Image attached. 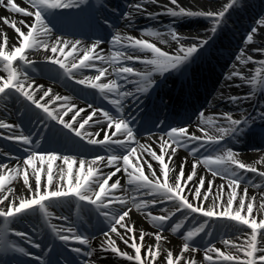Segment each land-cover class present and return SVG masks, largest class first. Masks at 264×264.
<instances>
[{"label":"snow or ice","instance_id":"obj_1","mask_svg":"<svg viewBox=\"0 0 264 264\" xmlns=\"http://www.w3.org/2000/svg\"><path fill=\"white\" fill-rule=\"evenodd\" d=\"M24 2L30 6L31 10L18 6L14 0H0V6H4L10 12L20 13L25 17L32 18L29 24L23 19L10 21L8 17H0L3 24L14 28L16 34V43L9 44L6 33L3 34L4 40L0 43V65H2L0 70L6 73V76H0V98L9 97L13 92L18 94L31 106L42 111L48 119L56 121L64 129L86 141L87 144L106 149L108 155H95L91 160H88L58 154L55 151H37L31 147L33 136H43L42 132H36L31 135L9 134L6 137L7 139L28 147L23 148L27 155L23 158L22 166L18 163L15 168L0 171V218H3V225L0 226V231L5 233V250L10 249L22 253L25 256L32 257L39 264H46L42 256H34L26 251L25 248L7 242V224L9 221H13L28 213H39L45 222H49L52 233L63 244L67 245L69 241H75L82 246H86L85 248L73 247L71 251L85 257H92L95 249L91 248L88 236L79 233L75 227H58L50 223L52 213L48 211L49 206L75 199L78 207L90 205L91 210L103 217L104 222L108 225L109 230L103 232L104 239L100 244V251H111L119 257L134 262V264H159L161 256H163L166 264H197L195 258L185 260L183 258L184 253H196L200 250L197 247H193L190 242L200 233H203L206 226L213 219H222L228 223H235L238 226L237 231L241 233V237H238V239H242L240 243L224 240L223 243L226 246H229L230 249H235L234 253L228 251L227 254L209 243L205 249V264H264V218L257 219L256 216L257 213L264 215V192L259 193L258 204H256V196L248 197L247 186L243 188V194L238 192L245 181L241 170L257 173L261 178H264V171H259L255 164L250 165L240 161L236 158L237 154L231 148H226L220 154L204 155L202 161L196 159L191 165L190 173L185 171V165L188 163L187 159H185L179 164V170L175 174L174 182L170 176V173L176 172L174 164L179 149H187L191 145L189 155L197 157L201 153V149L211 151L210 145L220 146L226 137L236 142L246 131L248 118L241 116V118L235 119L231 113L220 114L219 118L226 120L228 127H217L216 132L218 135L209 134L203 128L200 129L203 136H198L195 133H189L184 127H171L165 135L159 138V154H157L153 150L151 143L142 144L137 140L135 129L132 126L134 118L128 119L123 115L125 110L124 102L127 97L147 92L149 88L155 85L153 73L164 75L172 71H183L188 63L203 51L209 43V39L199 36L192 37L193 42L186 45L183 41L188 38L177 33L174 27H169L166 33L151 29L147 32H142V36L156 37L161 44L174 42L176 50L174 54H170L146 39L116 34L112 37L111 44L118 50L112 52L110 56H104L103 49L99 48L100 40H96L85 47L82 41L78 39L73 41L61 36H56L54 40L52 39L55 24L48 19V16L53 14V10L77 8L85 0H24ZM157 2L158 0H139L138 3L129 5V7L135 8L138 12H146L150 19H154L158 15H170L174 18L184 16L204 17L211 22L209 31L214 35L229 9L235 5L236 0H230L229 3H225L223 8L218 11H192L180 6L178 0H169V3L175 7H169L168 4L160 5L162 11L159 13L147 12L143 7L145 3L156 4ZM124 16L126 19L131 20L132 13L126 12ZM256 24L264 26V17L257 20ZM22 28H26L27 31H23ZM257 32L258 28L252 27L247 34L245 43L254 42V35ZM163 36L170 37V40L163 39ZM128 48L138 49L145 53L150 52L151 58L147 56L134 57L128 55L126 51L119 50ZM34 49H43L45 53L50 51L52 55L46 54L44 60L58 65L68 78L75 79L76 74L85 69L96 71L98 74L94 77L85 76L83 79L76 80V83L98 90L100 96L108 100L119 115H113L108 110L98 109L89 104L88 109H91V113L86 117L82 116L81 113L86 112V109H77L76 105L71 103L69 97L58 94L53 95L51 88L45 90L43 85H35L34 82H30L27 69L32 68L34 61L28 57V53ZM254 51L264 54V49H254ZM81 52L82 55L79 54ZM59 55H62L63 59L58 58ZM134 60L143 63L146 66V70L139 71L132 66H118L120 63ZM236 60L241 65H245L253 62V57L247 56L245 59L244 50L242 49L241 53L236 56ZM97 61L109 64L112 68V73L118 79H108L109 70L103 66H98ZM148 66L151 67L150 71L147 70ZM132 77H139V79L133 80ZM233 77L241 80L246 79L239 70L232 71L226 79H232ZM102 78L108 79V82H102ZM128 83L137 84L135 91L122 90L124 84ZM240 86L236 85V87ZM40 92L43 94L37 98ZM46 98H48L47 101ZM248 99H251V96L228 97L229 102L233 104ZM57 102L59 107H49V105H55ZM74 110L75 114L72 115L71 120H65L64 116ZM200 115L201 123L212 124L217 119V117H207L205 120L204 113ZM260 116L264 119V111L260 113ZM77 124L79 127L76 126ZM93 124L98 126L107 124V128H101L100 132L90 133L85 131L86 126L91 127ZM40 126L47 127L46 122L40 120ZM20 127V125L0 121V129L14 130ZM101 132L103 134L102 139L98 138ZM148 139L152 141L153 137L149 135ZM40 143V140L35 141L37 146ZM134 144L137 147H133ZM145 154L151 158V161L158 162L160 175H157V171L153 168L152 163L145 158ZM133 157L135 162L130 159ZM54 163L58 171H54ZM200 163L204 164L213 178L220 176L226 181V184H220L217 187L214 180H206L202 175L197 177V166ZM261 163H264V157L256 161V164ZM74 165H78V167L74 168ZM145 165L149 174H145ZM104 168L114 170L106 173L103 170ZM4 169H6V166L0 164V170ZM122 169L128 177L129 185H134L135 190L142 195L152 197L151 200H142L141 203H135V199H133L131 202L135 205L137 211L149 207L155 208L165 202L171 203L174 208V210L168 211L161 207V213H166L161 215H153L151 211H148V218L159 231L156 233H145L141 230L139 232V243L137 242L134 225L127 223L130 219L131 211L127 207L130 202L129 199L126 196L114 195V190L121 189L120 180L117 179L115 182L109 183ZM21 176L22 183L30 194V198L20 197L17 204L15 203L14 189L10 185ZM194 177L198 178L199 184L193 188L192 185L195 184ZM32 178L35 181L34 185L31 182ZM249 184L251 185V182ZM252 186L256 188L264 187V185ZM205 187L206 190H202ZM209 200H211V203H206ZM234 204L236 205L235 207ZM117 205L121 207L117 208ZM177 213L183 216V220L172 226L171 231L173 233L178 232L184 226V222L193 218L194 214H199L206 219L198 227L194 226L185 233L180 254L174 256L172 250L164 249L161 245L167 239L163 235L164 226ZM62 219L67 220V217ZM243 226L251 230L250 236L243 231ZM121 229H123V232L120 231ZM113 234L124 245L133 249L134 255L128 251H122L116 245V239L113 238ZM15 235L26 239L32 247L41 248V245L34 242L26 233L15 232ZM149 235H154L155 245L144 244L146 236ZM209 235H211L210 231ZM142 248L147 249L143 256ZM165 252L166 255H164ZM241 253H243V257ZM81 264H96V262L86 259Z\"/></svg>","mask_w":264,"mask_h":264},{"label":"bare ground","instance_id":"obj_2","mask_svg":"<svg viewBox=\"0 0 264 264\" xmlns=\"http://www.w3.org/2000/svg\"><path fill=\"white\" fill-rule=\"evenodd\" d=\"M20 1V0H19ZM131 5L136 4L139 2V0H129ZM178 3L180 6L184 7L185 9H190L192 11H208V10H212V11H218L221 7V5L223 4L222 0H178ZM162 4H168L169 7H175L173 5H171L169 3V0H158V2L156 4H152V3H145L144 4V9H146L147 12H151V13H159L162 11L160 5ZM126 12H131L132 13V18L131 20H128L125 18V16L121 19H118L114 24H113V28H112V32H113V36L116 34H120L121 36H134L133 34H139V38H143L148 40L149 42L155 43L157 46L159 47H164L166 48L168 51H171L173 54L175 53L176 50V45L174 42H170L168 44H161L160 41L156 38V37H152V36H147L144 35L142 36V32H147L148 29L145 27H141L139 25H136L137 23L142 22V20H146L148 19V16L146 14V12H138L135 8H130L127 7L126 8ZM158 16H162V15H158ZM136 21V22H135ZM135 22V23H134ZM154 25V22H153ZM202 26H206V25H202ZM169 27H174V26H169V25H162L160 27H158V32L161 33H166L169 29ZM174 29L176 30L177 33H179L180 35L184 36V37H189L190 34H195L196 33V27L195 25L190 26L184 29H179L178 27H174ZM13 34H15V32H11ZM129 34V35H127ZM57 36H61L65 39H69V40H76L73 37L70 36H65V35H57ZM56 37V36H55ZM55 37L53 36V40L55 39ZM155 38V39H154ZM163 39H168L170 40V37L168 36H163ZM9 39V44H14L16 43L15 40V36H10L8 37ZM264 26H261L258 29V32L254 35V42L251 43H245V47L246 49L251 52V57L253 56V62L247 63L245 64V66L241 69H239V71L241 73L244 74V76L246 77V79H248V84L250 83V80L252 78V76L254 75V72L258 69V53L259 51H254V49H260L261 47H259L261 44L264 45ZM263 42V43H262ZM83 46H88L89 43L87 41L82 42ZM18 46V45H17ZM99 48L103 49V55L104 56H110L112 54V52L117 51V48H114L112 44H100ZM170 48H174V49H170ZM131 49V48H130ZM122 51H126V53L128 52L129 49H119ZM131 53L136 54L139 52H135L131 50ZM52 55V53L50 51H48L47 53H45V51L43 49H40L39 51L33 53L31 55V57H44L45 55ZM80 55H82V52L79 53ZM264 56V54H263ZM148 58H151V53L148 52ZM58 58L63 59L62 55H59ZM71 59V58H70ZM135 61V60H134ZM133 62V61H130ZM136 63H139L138 61H135ZM237 62V60H236ZM98 66H103L105 68H107L109 70L110 75L108 76V79H113L111 78L113 73H112V68L109 64L104 63L102 61H97L96 62ZM124 63H120L119 65H123ZM141 65L143 66L144 71L146 70V66L141 63ZM0 69H2V65H0ZM148 70V69H147ZM94 71V70H93ZM94 76L97 75L98 73L96 71H94ZM231 74V73H230ZM0 76H6V73H4L2 70H0ZM30 77V82H34L35 85H43L44 89L47 90L48 88H51L53 90V95L58 94L60 96H66L70 98V101L72 104H75L76 107H81L82 105H80V100L73 97L71 93H69L64 87H62L61 85H59L56 81H53L51 79H47L46 77L42 76V77H34V76H29ZM220 78L221 75L218 73V69L215 68L211 73H210V79L208 82V87L211 89V92L213 94L212 98L210 99V103H214L215 105H218V108L221 109L220 112L221 113H233V107L234 104H231L229 101H227L224 98V93L226 91V89H223L220 86ZM108 79H103L102 78V82L103 81H108ZM133 80H138L139 77H132ZM233 80H237L239 78L233 77ZM247 84V85H248ZM137 87V84L135 83H128V84H124L122 90L123 91H129V90H133L135 91ZM163 87L166 89V85L165 83H163ZM252 87V85L250 84L248 86V88ZM43 94L42 92H40L38 94L39 95ZM110 98H115V97H110ZM216 98V99H215ZM48 98H46L47 101ZM223 99V100H221ZM218 100H221L220 102H218ZM45 101V102H46ZM233 105V106H232ZM59 107V103L57 102L55 105H49V107ZM245 106H248V104H245ZM244 106V108L246 109V107ZM238 112H236L237 114H239V109H237ZM244 112V111H242ZM73 113H75V110L72 112H68L67 114L69 115H74ZM6 114L8 117L12 118V112L6 108ZM217 119H220L219 117ZM219 125H215L214 126V131L216 132V128ZM223 151H221L220 153H222ZM219 153V154H220ZM254 153V151L251 152H247L244 155H252ZM237 155H239L240 153H236ZM236 155V156H237ZM259 155V156H258ZM257 155V160L259 161L261 159V157H264V148L259 150V153ZM185 159H187L188 163L185 165V171L186 173H188L191 170V165L193 162H195L193 159L191 158H186L184 156H179L178 154H176L175 157V164L174 167L176 169L175 173H170V175L172 176V178L175 177V174L178 173L179 170V164L181 162H183ZM2 161H4V157H0V164H3L6 166V169L4 170H0V171H6L7 169L10 168H15L17 166V164L19 163L22 166V161L21 160H12L9 163H3ZM256 161L253 163L255 164V166L258 168L259 171H264V163L261 164H256ZM38 163V162H37ZM62 163V162H61ZM252 165V164H250ZM78 165H74V168H77ZM198 170L201 174H205L207 173V171H205V168L201 165L198 164ZM53 169L54 171H58L56 168V164H53ZM30 171V170H29ZM198 175V173H197ZM43 176V173H42ZM207 180H214L215 184H220L217 182L216 178H211L206 176ZM31 182L35 183L34 178H32ZM199 184V182H198ZM226 184V182H225ZM252 185H256V184H251L248 187V197L251 196H256L257 197V202L256 204H258L259 202V193L260 192H264V187L261 188H256ZM13 189H14V193H15V203H19V199L20 197H29L30 198V194L27 192V189L24 187L23 183H22V176L20 178H18L17 180H15L14 182H12V184L10 185ZM197 186V185H196ZM246 186V185H245ZM244 187H241V189L243 190ZM6 207V205H4ZM236 205L234 204V207ZM243 214V213H242ZM257 219L259 218H264V215L257 213L256 214ZM127 223L129 225H134V230L136 232L137 235V242L139 243V232L141 230H143L145 233H156L157 231H154V227L151 228L149 226L150 220L149 219H145L142 217L137 216L136 214H132L130 213V219L127 221ZM121 232H123L122 230H120ZM167 239L166 241L161 245L162 248L164 249H169L173 251L174 256L175 255H179L180 253L176 250V247H173V241L171 240L172 236H170L169 234H163ZM228 240H231L233 242H240L241 239H238L237 235H227L226 236ZM113 238L116 239V245L122 250V251H128L130 254L134 255V250L128 248L126 245L123 244L122 241H120L118 238H116L113 234ZM226 239V240H227ZM131 242V241H130ZM155 239H154V235H149L146 236L145 240H144V244L145 245H155ZM226 245L223 242H218L216 248L221 249L222 251H225V248H229V246L225 247ZM147 251L146 248H142V256L145 254V252ZM111 252V251H109ZM112 253V252H111ZM164 255H166V252L164 253ZM204 257L203 255L200 254L198 259H195L197 264H205L204 261ZM215 257V254H214ZM185 260H189L192 259L193 257L187 253L184 254L183 257ZM126 259V258H125ZM127 260V259H126ZM108 261H114V264H134V262H130L127 260V262H123L120 258L117 260H108ZM159 264H166V261L163 259V256L160 257L159 260Z\"/></svg>","mask_w":264,"mask_h":264}]
</instances>
